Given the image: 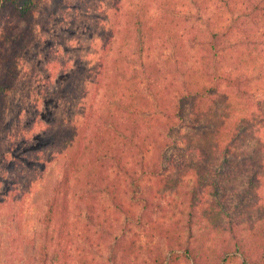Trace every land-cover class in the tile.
Listing matches in <instances>:
<instances>
[{
  "label": "trees",
  "instance_id": "obj_1",
  "mask_svg": "<svg viewBox=\"0 0 264 264\" xmlns=\"http://www.w3.org/2000/svg\"><path fill=\"white\" fill-rule=\"evenodd\" d=\"M41 2L0 0V11L10 6L20 21H28ZM106 15L103 75L95 77L102 122L89 127L76 121L54 130L52 141L64 164L42 219V264H104L93 253V248H102L94 237L115 232L113 208L134 218V198L140 194L139 200L149 203L139 176L151 172L158 178L176 168L172 157L164 167L152 160V149L169 143L162 134H144L143 126L150 129L163 121L165 132L171 133L175 119L186 120L185 106L193 123V131L182 138L189 157L176 168L179 180L171 174L160 178L181 199H174L169 217L149 214L145 245L137 232L129 240L116 237L108 244L105 264H139L145 252L151 264H264V138L259 135L264 127V0H112ZM193 19L211 34L208 46L201 43L205 52L200 67L189 66L192 55L199 57L191 52L199 36H189L184 24ZM122 24L125 30L119 29ZM11 25L0 34V131L4 102L28 47ZM167 46L173 47V58L191 82L174 111L160 109L153 103L156 95L151 99L137 88L162 81L164 72L150 60L153 52ZM135 55L143 71L130 74L128 64ZM123 175L132 178L127 189H122ZM90 186L106 192L107 201H100V194L90 195L89 223L80 228L72 205L80 192L84 199ZM147 207L155 210L154 204Z\"/></svg>",
  "mask_w": 264,
  "mask_h": 264
},
{
  "label": "rangeland",
  "instance_id": "obj_2",
  "mask_svg": "<svg viewBox=\"0 0 264 264\" xmlns=\"http://www.w3.org/2000/svg\"><path fill=\"white\" fill-rule=\"evenodd\" d=\"M111 6L112 0H42L36 8V16L28 21H20L10 6L0 11V34L7 23H11L12 29L20 32L28 43V47L21 53L18 77L14 89L6 97L1 117L0 264H42V219L64 164L53 144V133L59 126L74 124L76 121L86 122L89 127L102 122V112L97 110L100 86H97L95 77L103 75L100 66L106 54L107 42L103 29L109 23L106 14ZM184 24L189 36L196 33L200 40L191 51L199 57L192 55L189 66L200 67L199 60L205 52L204 46H208L211 41L210 31L208 26L200 25L195 19L185 21ZM119 29L125 30L126 26L122 24ZM205 36L207 39H204ZM191 41L190 37L188 45ZM201 43H205L203 48ZM137 52L136 49L133 53ZM134 58L128 64L130 74L143 71L137 55ZM150 61H155L164 72V78L156 86H151L147 81L141 88H137L151 99L156 95L157 101L153 103H158L160 109L164 106V109L174 111L182 96L188 93L186 89L191 84L189 74L173 58L172 46L153 52ZM185 108L186 120L183 122L175 119L174 131L171 133L165 132L163 121L152 123L150 129L146 124L143 126L144 134H162V139L169 145L180 142L175 148L168 145L166 148L161 146L152 149V160L157 161L160 167L166 166V160L172 157L177 160V168L184 156L189 157L182 138L193 131V123L188 119L190 108ZM167 123V120L164 121L165 125ZM259 135L264 138V127L260 129ZM176 168L161 172L162 176L158 178L151 175V172L139 176L144 184L142 195L148 197L149 203L147 205L139 200L141 195L138 194L133 201L137 206L134 218L129 214L118 215L113 208L110 221L116 233L110 229L102 238V235L94 237L97 243L102 244V248H93V253L104 264L109 258L108 244L114 243L116 237L129 240L137 232L143 237L145 245L148 239L144 238V232L151 225L149 214L156 211L159 217L172 215L175 200L179 196L160 183V178L171 174L179 180L181 176ZM122 178V189L132 186L129 175H123ZM240 181H237L239 185ZM88 191L83 200L79 197L82 195L80 192L72 205L73 219L80 228L89 223L86 202L90 201V195L100 194L98 199L107 201L106 192H94L92 186ZM261 195L264 198V190ZM128 198L131 200L132 197ZM152 204L155 210L147 207ZM175 211L179 214V210L175 208ZM116 216L120 222H117ZM137 218H140V222ZM139 264H151V256L145 252Z\"/></svg>",
  "mask_w": 264,
  "mask_h": 264
}]
</instances>
